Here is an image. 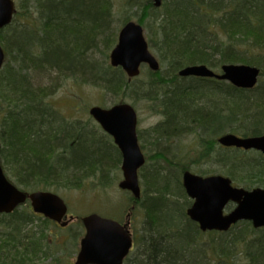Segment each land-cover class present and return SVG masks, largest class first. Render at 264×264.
Instances as JSON below:
<instances>
[{"label": "trees", "instance_id": "16d2710c", "mask_svg": "<svg viewBox=\"0 0 264 264\" xmlns=\"http://www.w3.org/2000/svg\"><path fill=\"white\" fill-rule=\"evenodd\" d=\"M113 4L34 0L32 8L24 9L21 17L16 13L0 31L5 64L11 63L0 69V164L7 179L13 178L23 192H34L79 188L85 178L108 175V163L95 159L98 146L109 149L107 144L79 121L69 123L47 101L57 84L36 86L31 75L42 73L61 81L82 80L115 98L132 95L149 101L165 118L150 132L154 145L198 129L203 138L197 161H214L220 170L216 172L246 190L264 188L260 154L222 149L226 152L213 156L219 133L264 135V0H166L161 9L145 0L138 7L153 22L147 24L148 46L166 69L149 70L146 79L131 82L121 69L94 57L101 52L107 59L116 44ZM256 49L262 51L261 58ZM190 65L214 71L222 65H248L260 70V81L253 90L242 91L226 83L180 79L178 71ZM188 81L193 84L183 85ZM206 84L210 88L204 90ZM110 148L117 155L115 167L121 156L114 145ZM157 159L169 167L164 173L155 168L141 175L145 190L135 205L144 209L145 227L132 264H236L239 245L246 248L247 264H264V229L243 223L247 229L230 242L226 234L201 233L177 201L181 196L189 204L178 177L180 164L169 154L157 153ZM35 220L50 224L28 205L0 215V264H31L43 251L48 257L45 230L28 228Z\"/></svg>", "mask_w": 264, "mask_h": 264}, {"label": "water", "instance_id": "95a60500", "mask_svg": "<svg viewBox=\"0 0 264 264\" xmlns=\"http://www.w3.org/2000/svg\"><path fill=\"white\" fill-rule=\"evenodd\" d=\"M154 8H160L162 0H152ZM15 12L12 0H0V30L11 24ZM5 53L0 46V69ZM112 68H121L128 80L140 75L141 67L147 66L153 73L160 70L157 59L151 54L144 37L143 28L128 22L119 31L115 47L109 54ZM180 78L215 79L227 82L239 90H252L257 86L259 69L246 65H223L216 74L205 65L182 68ZM90 117L110 136L121 153L123 180L119 189L129 192L139 200L141 190L138 171L144 166L145 158L138 144L137 114L132 106L120 103L109 109L92 107ZM224 148L257 151L264 156V136L241 138L226 134L218 139ZM182 186L186 195L193 200L187 210L188 218L198 225L201 232L224 233L238 222H250L254 229L264 228V189L247 191L232 186L230 179L214 175L201 177L186 171L182 175ZM28 200L35 214H40L56 223H61L67 213L64 201L51 192L23 193L5 177L0 165V214H11ZM234 208L224 214L230 204ZM85 236L81 240L75 264H123L132 247V239L117 222L91 214L81 219ZM63 223L62 226H66Z\"/></svg>", "mask_w": 264, "mask_h": 264}, {"label": "rangeland", "instance_id": "374dc122", "mask_svg": "<svg viewBox=\"0 0 264 264\" xmlns=\"http://www.w3.org/2000/svg\"><path fill=\"white\" fill-rule=\"evenodd\" d=\"M12 1L15 4V14L17 13L16 16L21 17L24 9L26 10L33 7L34 0ZM112 1L114 3L113 7L115 15V23L113 24L116 31L115 40L117 39V34L123 25L122 21L124 19H130V21L139 24L143 28L144 36L147 40L150 36V32L147 30V24L153 25V22H151L150 18H144V12L140 10V7H138L142 3H144L145 0ZM165 1L166 0H163V3ZM140 20L143 21L140 23ZM151 52L153 56H155V58L160 61L158 55L154 51ZM100 53H95V59L98 60L99 63L103 61L104 65L110 66L108 57L107 59H102L103 56H101ZM109 53L110 52H108V55ZM254 54L258 55L259 58H261L263 55L262 51L257 49L255 50ZM159 63L161 64V62ZM4 65H11V63L6 62V64L4 63ZM160 67L164 72L166 68H163L162 64ZM148 72H150L149 69L146 66H143L141 68V75L138 77V79H146V75L148 74ZM31 77L33 80L32 82H34L36 86L40 85L42 87L49 88L50 85L57 84V87L55 89L56 92L54 93V95L48 97L47 101L56 109H58L60 114L69 123L79 121L81 124H83L87 131L93 132L96 138L101 142L106 143L107 147L109 148H103L102 145L98 146L99 148L96 151L99 154L95 156L96 161H101L104 164L108 163L109 168L106 167V169H108V175H106L104 179H101L100 176L96 178L88 177L83 180L79 188L75 186L70 188L58 186V189L44 190L58 194L65 201L68 206V215L73 216L74 221L66 229L58 228L55 226L43 227V225H40V220H35L32 226L30 224L28 228L37 227V230H45L44 236H47L46 241L48 243V248H46V251H49V254H47L48 257L45 256V251H43L41 254H39V257L31 264H72L79 252L80 241L84 237V229L81 223V218L95 213L102 217L111 218L118 221L121 219L123 220L126 212L130 209L131 196L128 193L121 191L118 187V184L123 179L121 171V159L120 162L114 167L113 164L114 161H117V155L110 148V144L113 145L112 139L107 134H105L98 126V124L89 116L88 111L92 107L109 109L115 105H118L119 103H126L132 106L136 111L138 120L137 136L141 150L146 158V165L139 172L138 176L139 185L142 192L145 190V186L143 184L144 180L141 179L142 174L147 176V173L153 172L155 168L164 173L166 172L164 170L168 169L169 167L163 160L157 159V153H163L167 155L169 154V157L175 159V165L180 164L181 168L177 166L178 172L180 173V176H178L179 181H181L182 174L185 171H189L192 174L201 177L222 175L220 172H216L220 170L218 169L214 161H197V159H199L200 157V154L202 153L200 141L203 138L198 129L187 134L185 131L178 138H173L168 142H161L159 145H154V137L152 138L150 132L157 125L162 123L165 118L164 116L156 112V107L149 101L145 99H138L137 97H134L132 95L115 98L113 97V95L106 93L101 87L87 85L82 80H78V82L73 79L61 81L57 76H47L42 73L32 74ZM78 77L79 76H77V78ZM192 84L193 83L189 81L183 83V85ZM203 88L204 90L209 89L210 85H203ZM194 129H196V127H194ZM226 133L227 132L219 133L215 137L216 142L221 135H224ZM225 152L226 151H222V149L217 144L213 156L217 155L218 153L221 154ZM182 166L186 170H182ZM175 168L176 167H173L174 170L171 169V172L176 171ZM180 169L183 172L179 171ZM174 173L176 175L177 171ZM8 179L15 184L13 178L8 176ZM233 185L236 188H243V186L238 185L237 183H233ZM177 201L179 202L181 207L185 209V213L192 203V201L189 200V204H186L181 196L178 197ZM231 209L232 206L227 208L225 210V213L229 212ZM132 217L131 233L134 237L137 236V240L140 236H142V230L145 227L144 209L141 207H137ZM243 223L249 225L250 228H252L250 223L241 222L237 224L231 232L225 233L226 237H224V239H226L227 242H230L235 237H237L240 232L245 231L247 227L246 225H243ZM216 243H219L218 239L216 240ZM238 247V253H235L237 255L234 256V262L236 264H247L246 248L243 245H239ZM136 251L137 247L135 243L130 262H128L127 264H132L133 255L136 253Z\"/></svg>", "mask_w": 264, "mask_h": 264}, {"label": "flooded vegetation", "instance_id": "af4514ba", "mask_svg": "<svg viewBox=\"0 0 264 264\" xmlns=\"http://www.w3.org/2000/svg\"><path fill=\"white\" fill-rule=\"evenodd\" d=\"M128 193L130 196L131 194L129 192H126ZM132 196H131V206H130V209L126 212V215L124 216V219L122 220H114V219H111V218H108V219H111V220H114L115 222H117L120 226L124 227V229L126 231H128L131 239H132V248H131V251L130 253L127 255V257L123 260V264H127L128 261H130V258L132 256V251L135 247V243H136V238L137 236H133V234L131 233V225H132V216L133 214L135 213V210L137 209V206L135 205V203H137L139 200H132ZM134 201V202H133ZM65 202V201H64ZM35 216L38 218V219H41V220H47L50 222V224H48L49 226L48 227H51V226H55V227H58V228H63V229H66L68 226H70L73 221H74V217L71 216V215H68V212L66 214V216L62 219L61 223H56L48 218H45L44 216L40 215V214H35ZM41 223V222H40ZM63 223H67L66 226H62ZM42 224V223H41ZM43 227H45L46 225L45 224H42ZM84 229V227H83ZM84 235H85V229H84ZM82 240V239H81ZM81 242V241H80ZM76 260V258H75ZM72 264H75V261L72 263Z\"/></svg>", "mask_w": 264, "mask_h": 264}]
</instances>
